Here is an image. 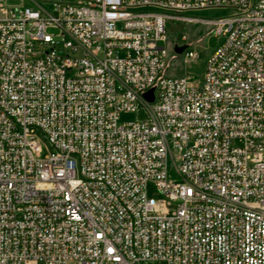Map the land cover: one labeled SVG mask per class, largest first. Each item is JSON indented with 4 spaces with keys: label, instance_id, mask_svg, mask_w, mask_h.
Returning <instances> with one entry per match:
<instances>
[{
    "label": "built area",
    "instance_id": "1",
    "mask_svg": "<svg viewBox=\"0 0 264 264\" xmlns=\"http://www.w3.org/2000/svg\"><path fill=\"white\" fill-rule=\"evenodd\" d=\"M0 1V264H264V0Z\"/></svg>",
    "mask_w": 264,
    "mask_h": 264
},
{
    "label": "rangeland",
    "instance_id": "2",
    "mask_svg": "<svg viewBox=\"0 0 264 264\" xmlns=\"http://www.w3.org/2000/svg\"><path fill=\"white\" fill-rule=\"evenodd\" d=\"M51 1L55 0H3L5 6L13 7L15 10L19 11L20 8L24 7H38V4L45 9H50ZM60 1V0H57ZM1 3V1H0ZM230 13L229 9L225 8H208L198 11H194L191 14L194 16L216 19L219 17L226 16ZM169 44H174L176 42H181L180 36L185 33L187 38L185 42H189L195 45L200 57L196 61H188L186 63H180L179 59L171 58L168 62L167 73H172L177 76L184 75L186 73H194L199 76L203 69L204 64L209 53L219 44L220 38L213 34L207 27L201 24H187L182 22H169ZM146 114L143 111H138L134 113H124L121 116V121H130L135 119H144ZM37 138L41 145L42 156H46L53 151V147L48 138L42 134H37ZM174 173V170H172ZM149 195L156 196L152 188L149 189Z\"/></svg>",
    "mask_w": 264,
    "mask_h": 264
},
{
    "label": "water",
    "instance_id": "3",
    "mask_svg": "<svg viewBox=\"0 0 264 264\" xmlns=\"http://www.w3.org/2000/svg\"><path fill=\"white\" fill-rule=\"evenodd\" d=\"M187 48V44L178 46L176 45L174 47V51L177 53H182L185 49ZM145 97L149 100V101H153V89H151L149 92L145 93Z\"/></svg>",
    "mask_w": 264,
    "mask_h": 264
},
{
    "label": "bare ground",
    "instance_id": "4",
    "mask_svg": "<svg viewBox=\"0 0 264 264\" xmlns=\"http://www.w3.org/2000/svg\"><path fill=\"white\" fill-rule=\"evenodd\" d=\"M232 90H239V83H232ZM174 153H181V146H174Z\"/></svg>",
    "mask_w": 264,
    "mask_h": 264
}]
</instances>
